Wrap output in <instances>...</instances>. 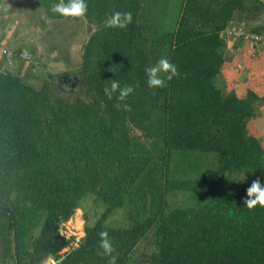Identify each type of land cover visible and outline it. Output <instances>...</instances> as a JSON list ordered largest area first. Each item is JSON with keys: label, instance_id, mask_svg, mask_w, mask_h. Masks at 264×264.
<instances>
[{"label": "trees", "instance_id": "1", "mask_svg": "<svg viewBox=\"0 0 264 264\" xmlns=\"http://www.w3.org/2000/svg\"><path fill=\"white\" fill-rule=\"evenodd\" d=\"M59 2L36 5L57 20L51 8ZM85 3L94 30L72 77L77 97L60 94L57 75L36 88L24 65L31 54L11 69L0 66V264L57 258L71 241L58 224L87 202L81 244L57 264H107L101 231L113 241L116 264H264V207L243 203L254 180L264 185V146L247 128L264 96L225 92L220 78L225 42L243 40L228 33L231 24L264 36L263 27L246 26L262 2ZM115 11L131 12L132 22L106 27ZM162 57L179 74L149 88L144 70ZM112 80L134 85V93L108 99L103 89ZM169 196L180 200L171 206Z\"/></svg>", "mask_w": 264, "mask_h": 264}, {"label": "rangeland", "instance_id": "2", "mask_svg": "<svg viewBox=\"0 0 264 264\" xmlns=\"http://www.w3.org/2000/svg\"><path fill=\"white\" fill-rule=\"evenodd\" d=\"M36 2L37 0H0V42L13 50L21 48L31 54L30 60L24 65H30L31 73L37 76V79L35 78L36 80L33 81L36 88L42 84L43 79H45L44 76L55 77L57 75V79H53L52 84L59 88L58 91L61 95L73 99L78 96L79 92L78 81L72 77L77 74L82 45L94 27L89 25L83 17L62 16L57 20L47 19L46 21L43 9L36 5ZM259 15L261 23L260 21L258 24L250 22L246 25L247 28H264V11H261ZM257 20H259L258 17ZM243 26L242 22L231 24L229 30L234 28L248 33ZM62 73H65L64 81H59L58 77ZM260 144L262 146V142ZM207 160L214 161L211 158H207ZM174 191H178V189ZM188 196L183 195L181 199H188ZM175 198L169 196V200L172 201V203L169 201L171 206L176 205L175 201L180 200V197ZM91 205L92 202L85 203L82 208L84 210H75L66 221V223L71 222L70 226L78 230L79 234L82 233L85 223L83 212H87V216L91 217ZM122 219L123 217H121L120 222ZM93 221L94 219L89 224H92ZM108 221L113 222L111 219ZM63 226H66L64 222L58 224L57 230L59 231ZM38 230L39 228L32 231L28 244L32 238L37 236ZM131 256H133L132 253Z\"/></svg>", "mask_w": 264, "mask_h": 264}, {"label": "clouds", "instance_id": "3", "mask_svg": "<svg viewBox=\"0 0 264 264\" xmlns=\"http://www.w3.org/2000/svg\"><path fill=\"white\" fill-rule=\"evenodd\" d=\"M51 11L64 17H83L87 12V4L85 3V0H68L67 3H64V0H60L59 3L52 6ZM45 19L47 21L46 17ZM131 22V12L115 11L111 17L106 19L105 25L109 28L124 29ZM252 48L256 51L258 50L253 46ZM25 55H27V53H25ZM144 71L147 77L146 84L149 88H164L167 86L168 81H171L173 77L179 74L177 66L170 62L167 57L160 58L154 65L146 67ZM103 91L108 99H112L113 95L118 93L116 96L117 100L123 102L128 96L134 93L135 86L131 84H124L121 86L120 81L112 80L110 87H105ZM117 106L119 107V105ZM123 107L125 110H130V106L128 104H124ZM246 196L247 199H245L243 203L248 209H253L257 205L264 207V185L261 184L259 178L254 180L247 188ZM99 236V246L103 250L101 254L108 257L107 264H116L117 257L113 255L115 249L108 232L101 231Z\"/></svg>", "mask_w": 264, "mask_h": 264}, {"label": "crops", "instance_id": "4", "mask_svg": "<svg viewBox=\"0 0 264 264\" xmlns=\"http://www.w3.org/2000/svg\"><path fill=\"white\" fill-rule=\"evenodd\" d=\"M258 18L253 22L258 24ZM251 45V42L244 40L237 44L233 41L225 42L224 62L220 70L225 92L232 91L243 96L249 90L258 97L264 96V48L258 47L256 51ZM247 128L264 146V105L258 107L256 117L248 122Z\"/></svg>", "mask_w": 264, "mask_h": 264}, {"label": "built area", "instance_id": "5", "mask_svg": "<svg viewBox=\"0 0 264 264\" xmlns=\"http://www.w3.org/2000/svg\"><path fill=\"white\" fill-rule=\"evenodd\" d=\"M228 33L234 35H241L244 41L251 42L252 46L257 48H264V37L255 34L244 33L240 29L228 30ZM27 53V55H25ZM29 54L26 50L21 49V51L16 55L14 50L9 48L8 46L3 45L0 42V66L1 69L4 70L6 68H13L15 61L17 58L23 59L27 61L29 59ZM71 222L64 223L66 226H63L58 232L65 239H71V241L63 247L58 253L57 258L53 256H48L41 260L38 264H57L59 260L65 257L71 250L78 247L80 243V238L82 233L79 234L78 230H75L72 226H70Z\"/></svg>", "mask_w": 264, "mask_h": 264}, {"label": "water", "instance_id": "6", "mask_svg": "<svg viewBox=\"0 0 264 264\" xmlns=\"http://www.w3.org/2000/svg\"><path fill=\"white\" fill-rule=\"evenodd\" d=\"M62 76L60 75L58 78H61Z\"/></svg>", "mask_w": 264, "mask_h": 264}]
</instances>
